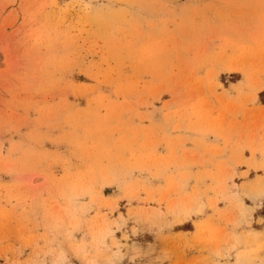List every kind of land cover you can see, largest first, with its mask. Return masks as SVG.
<instances>
[{
  "label": "rangeland",
  "instance_id": "rangeland-1",
  "mask_svg": "<svg viewBox=\"0 0 264 264\" xmlns=\"http://www.w3.org/2000/svg\"><path fill=\"white\" fill-rule=\"evenodd\" d=\"M0 264H264V0H0Z\"/></svg>",
  "mask_w": 264,
  "mask_h": 264
}]
</instances>
